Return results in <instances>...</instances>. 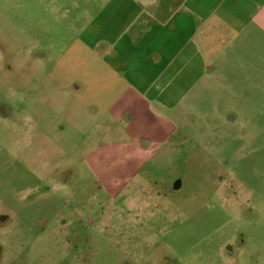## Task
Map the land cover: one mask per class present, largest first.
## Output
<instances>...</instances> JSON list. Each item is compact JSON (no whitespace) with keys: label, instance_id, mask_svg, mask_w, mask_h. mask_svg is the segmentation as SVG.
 Instances as JSON below:
<instances>
[{"label":"rangeland","instance_id":"374dc122","mask_svg":"<svg viewBox=\"0 0 264 264\" xmlns=\"http://www.w3.org/2000/svg\"><path fill=\"white\" fill-rule=\"evenodd\" d=\"M92 1L0 0V264H264V136L218 87L109 113Z\"/></svg>","mask_w":264,"mask_h":264},{"label":"crops","instance_id":"0c3cea01","mask_svg":"<svg viewBox=\"0 0 264 264\" xmlns=\"http://www.w3.org/2000/svg\"><path fill=\"white\" fill-rule=\"evenodd\" d=\"M90 6L77 44L103 70L114 100L109 113L125 101L129 108L152 105L172 119V108L195 88L218 87L228 118H245L255 140L264 136V0H93ZM259 193L254 187L252 195Z\"/></svg>","mask_w":264,"mask_h":264}]
</instances>
